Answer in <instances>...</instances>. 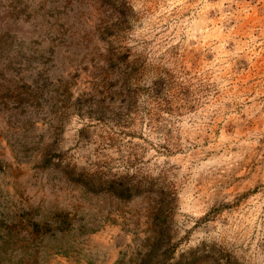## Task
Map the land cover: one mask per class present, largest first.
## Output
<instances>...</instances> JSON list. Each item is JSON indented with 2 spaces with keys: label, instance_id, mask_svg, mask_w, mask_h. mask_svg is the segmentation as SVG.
<instances>
[{
  "label": "rangeland",
  "instance_id": "obj_1",
  "mask_svg": "<svg viewBox=\"0 0 264 264\" xmlns=\"http://www.w3.org/2000/svg\"><path fill=\"white\" fill-rule=\"evenodd\" d=\"M0 264H264V0H0Z\"/></svg>",
  "mask_w": 264,
  "mask_h": 264
},
{
  "label": "trees",
  "instance_id": "obj_2",
  "mask_svg": "<svg viewBox=\"0 0 264 264\" xmlns=\"http://www.w3.org/2000/svg\"><path fill=\"white\" fill-rule=\"evenodd\" d=\"M110 186H112V189L115 192V194L119 196L130 194L129 190L131 189V187L127 186V184H125L124 182L111 181Z\"/></svg>",
  "mask_w": 264,
  "mask_h": 264
}]
</instances>
